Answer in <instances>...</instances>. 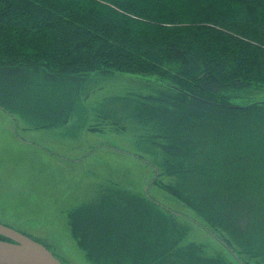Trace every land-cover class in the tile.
Returning <instances> with one entry per match:
<instances>
[{
    "label": "rangeland",
    "instance_id": "rangeland-1",
    "mask_svg": "<svg viewBox=\"0 0 264 264\" xmlns=\"http://www.w3.org/2000/svg\"><path fill=\"white\" fill-rule=\"evenodd\" d=\"M89 1L93 14L121 20L110 0ZM197 1L139 4H162L180 15L177 25L225 6ZM131 19L153 39L173 32ZM78 77L77 100L57 107L31 109L22 97L19 110L12 94V104L0 94L17 116L0 111V223L40 240L63 264H239L225 245L243 264H264V220L246 211L264 214V108L184 117L170 92L147 80L101 70ZM218 206L246 208L230 220Z\"/></svg>",
    "mask_w": 264,
    "mask_h": 264
},
{
    "label": "trees",
    "instance_id": "trees-1",
    "mask_svg": "<svg viewBox=\"0 0 264 264\" xmlns=\"http://www.w3.org/2000/svg\"><path fill=\"white\" fill-rule=\"evenodd\" d=\"M140 1L110 0L119 20L102 10L93 14L96 5L89 0H0V94H12L19 110L28 102L31 109L39 102V109L52 101L57 107L77 100L78 75L101 70L161 86L184 117L226 118L264 108V98L256 97L264 91V0H222L221 9L194 12L197 19L179 25L177 13ZM130 19L150 27L164 22L161 27L173 32L153 39L131 27ZM242 208L218 206L230 220ZM246 211L264 220L263 212Z\"/></svg>",
    "mask_w": 264,
    "mask_h": 264
},
{
    "label": "water",
    "instance_id": "water-1",
    "mask_svg": "<svg viewBox=\"0 0 264 264\" xmlns=\"http://www.w3.org/2000/svg\"><path fill=\"white\" fill-rule=\"evenodd\" d=\"M0 264H61L41 243L0 223Z\"/></svg>",
    "mask_w": 264,
    "mask_h": 264
},
{
    "label": "flooded vegetation",
    "instance_id": "flooded-vegetation-1",
    "mask_svg": "<svg viewBox=\"0 0 264 264\" xmlns=\"http://www.w3.org/2000/svg\"><path fill=\"white\" fill-rule=\"evenodd\" d=\"M117 150V149H116ZM88 154V153H87ZM86 154V155H87ZM85 155V156H86ZM156 175H157V173H156ZM151 183V182H150ZM149 185L147 184V187H148ZM147 187L145 188V195L149 198V193L147 192ZM161 207H163L165 210H169L170 211V209H168V208H166L164 205H160ZM178 216H180V214L181 213H178V212H175ZM184 218H186V217H184ZM189 218V220H191V221H193V222H195V224H197V222L195 221V220H193L192 218H190V217H188L187 216V219ZM71 225H69V223H66V226H68L69 225V227H70V230L72 229V232H73V230H75V228H74V226H73V220L71 221ZM75 227H77L76 225H75ZM26 235V234H25ZM28 236V235H27ZM30 237V236H29ZM70 238H71V243L74 245V247H77L78 248V246H77V242L73 239V236H70ZM37 241H39V242H41L40 240H37ZM42 244H44L43 242H41ZM45 245V244H44ZM46 246V245H45ZM47 247V246H46ZM48 248V247H47ZM232 255V254H231ZM232 257H233V259H234V261H236L237 263H239V264H243L239 259H238V257L236 256V255H232ZM59 259V258H58ZM60 260V259H59ZM61 261V260H60ZM61 263H62V261H61ZM63 264V263H62Z\"/></svg>",
    "mask_w": 264,
    "mask_h": 264
}]
</instances>
